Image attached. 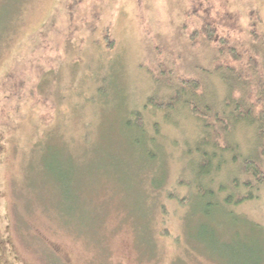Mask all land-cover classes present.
<instances>
[{"label": "rangeland", "instance_id": "rangeland-1", "mask_svg": "<svg viewBox=\"0 0 264 264\" xmlns=\"http://www.w3.org/2000/svg\"><path fill=\"white\" fill-rule=\"evenodd\" d=\"M208 24L214 38L191 37ZM161 62L215 107L237 74L263 95L264 0H0V264H264V183L222 201L254 125H235L231 163L201 177L216 195L205 214L200 122L147 105L144 131L126 124L170 91Z\"/></svg>", "mask_w": 264, "mask_h": 264}, {"label": "trees", "instance_id": "trees-1", "mask_svg": "<svg viewBox=\"0 0 264 264\" xmlns=\"http://www.w3.org/2000/svg\"><path fill=\"white\" fill-rule=\"evenodd\" d=\"M214 31V27L211 28L208 24L204 28L194 30L191 37H196L201 33L204 35L205 39H212L215 35ZM221 40L222 39H220V41ZM227 50L234 57L239 56V54L235 52L234 47L230 46ZM231 70L232 69L229 68L226 71L232 74ZM156 72V77L159 78V81L160 78L165 80L167 83L165 87H169L170 91L165 92L164 98L160 99L156 98V96L147 95L144 104L142 103L139 108H135L132 111V119L127 120L126 124L129 126L133 125V127L138 128L141 132L144 131L142 130L144 123L142 119V111L140 109L147 105L153 106L155 109L162 111L163 117L168 116V110H179V105V107L186 109L187 112L200 122V134H198L195 139L198 160L193 162L192 173H194L196 181V194L203 202L201 210L205 214H208V208L215 204V201L212 198H215L216 195L215 191L208 186V183H202L201 177L203 175L209 176L212 172L215 173L222 169L227 163H231V153L229 152H231V150H238V143L237 141H233L230 144H225V146L224 143H227V137L232 134L235 125L244 124L248 126V124H253L256 149L252 150V152L245 157L239 156L232 159L235 167L239 168L236 172H238L240 176L241 174L244 176L243 183H240V177L232 178L231 172L230 175L227 174L226 182H230L232 190L224 192L222 195V201L225 204H237L244 199L254 197V193L251 190H243L251 187V181L264 183V164H259L254 158L256 155L264 156V113L260 110H255L254 108L257 99L264 102V93L263 95L259 94L250 87L249 83L254 79V76L250 73L237 74L235 79L238 83L235 84V86L229 84L227 89L224 90L225 93H220L221 105L215 107L213 102L210 101L211 99L209 96L206 98V95L211 94L215 101L214 93L209 94L203 88L199 78H194L190 75L187 77L178 76L170 70L166 71V73L171 74L168 77L165 73L163 62L158 63ZM154 74L153 76H155ZM257 77L259 80L261 79L260 90L264 92V78L261 76ZM220 78V80L223 81L224 75L220 76ZM205 147H209L208 150L205 149ZM223 188L226 189L227 187L220 183L218 189L223 190ZM206 198H209L208 201H205ZM198 214L201 215V212H198Z\"/></svg>", "mask_w": 264, "mask_h": 264}]
</instances>
